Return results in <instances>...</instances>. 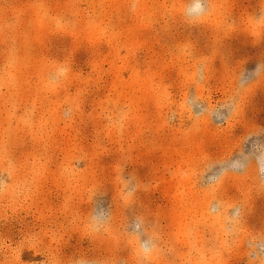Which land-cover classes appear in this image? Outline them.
<instances>
[{"label":"rangeland","instance_id":"rangeland-1","mask_svg":"<svg viewBox=\"0 0 264 264\" xmlns=\"http://www.w3.org/2000/svg\"><path fill=\"white\" fill-rule=\"evenodd\" d=\"M0 0V264H264V0Z\"/></svg>","mask_w":264,"mask_h":264},{"label":"clouds","instance_id":"clouds-1","mask_svg":"<svg viewBox=\"0 0 264 264\" xmlns=\"http://www.w3.org/2000/svg\"><path fill=\"white\" fill-rule=\"evenodd\" d=\"M195 7L196 8H200L201 7L200 0H196Z\"/></svg>","mask_w":264,"mask_h":264}]
</instances>
